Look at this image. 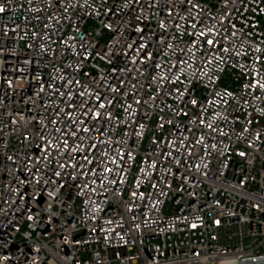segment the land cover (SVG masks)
Wrapping results in <instances>:
<instances>
[{
    "label": "built area",
    "instance_id": "built-area-1",
    "mask_svg": "<svg viewBox=\"0 0 264 264\" xmlns=\"http://www.w3.org/2000/svg\"><path fill=\"white\" fill-rule=\"evenodd\" d=\"M0 7V264L264 257V0Z\"/></svg>",
    "mask_w": 264,
    "mask_h": 264
},
{
    "label": "water",
    "instance_id": "water-1",
    "mask_svg": "<svg viewBox=\"0 0 264 264\" xmlns=\"http://www.w3.org/2000/svg\"><path fill=\"white\" fill-rule=\"evenodd\" d=\"M238 264H264V257L238 260Z\"/></svg>",
    "mask_w": 264,
    "mask_h": 264
},
{
    "label": "snow or ice",
    "instance_id": "snow-or-ice-1",
    "mask_svg": "<svg viewBox=\"0 0 264 264\" xmlns=\"http://www.w3.org/2000/svg\"><path fill=\"white\" fill-rule=\"evenodd\" d=\"M4 9L2 7H0V12H2ZM209 43H211V41H209Z\"/></svg>",
    "mask_w": 264,
    "mask_h": 264
}]
</instances>
